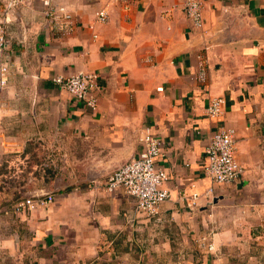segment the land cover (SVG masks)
Wrapping results in <instances>:
<instances>
[{
  "label": "crops",
  "instance_id": "obj_1",
  "mask_svg": "<svg viewBox=\"0 0 264 264\" xmlns=\"http://www.w3.org/2000/svg\"><path fill=\"white\" fill-rule=\"evenodd\" d=\"M49 4L72 24L45 19ZM183 7L26 0L6 13L0 0L9 68L0 171L17 169V180L29 171L20 200L54 197L28 213L0 212V264H264V0H204L199 29ZM101 8L108 20L96 23ZM80 71L98 76L95 110L52 80ZM218 98L221 114L211 117ZM145 129L162 143L156 165L168 177L159 220L121 189H104L109 173L140 153ZM221 129L234 131L243 175L208 198L205 149Z\"/></svg>",
  "mask_w": 264,
  "mask_h": 264
},
{
  "label": "built area",
  "instance_id": "obj_2",
  "mask_svg": "<svg viewBox=\"0 0 264 264\" xmlns=\"http://www.w3.org/2000/svg\"><path fill=\"white\" fill-rule=\"evenodd\" d=\"M6 13L23 4L26 0H3ZM43 1V0H42ZM47 1V0H46ZM123 5L128 0H112ZM204 0H184V13L195 29L202 25V5ZM42 15L52 23L68 26L72 24L70 15L64 7L49 4L42 9ZM95 22L105 23L108 20L107 11L104 8L95 12ZM89 28L93 29L90 25ZM8 47L5 28L0 25V88L7 85L9 68L3 59V54ZM264 48V45H263ZM264 67V55L261 56ZM206 69L201 65L197 73V81L203 83L206 79ZM53 82L68 92L72 98L82 103L90 110L97 108L98 76L94 72L80 71L71 76H55ZM158 91L161 88L157 89ZM223 99H212L207 107V113L211 117L221 114ZM143 148L140 153L111 171L106 178L104 189L107 193L121 189L126 195L134 199L136 209L148 219L159 220L160 206L169 198V191L162 187L167 180L166 172L156 165V159L161 155L162 143L149 129H145L140 137ZM205 175L212 181V187L206 191L209 198L213 194V186L234 185L243 175V168L235 158V139L232 129H221L214 132L205 149L203 163ZM197 195H192V205ZM53 195L27 196L15 202L10 209H0L7 214L12 212L28 213L38 207H43L53 202Z\"/></svg>",
  "mask_w": 264,
  "mask_h": 264
},
{
  "label": "rangeland",
  "instance_id": "obj_3",
  "mask_svg": "<svg viewBox=\"0 0 264 264\" xmlns=\"http://www.w3.org/2000/svg\"><path fill=\"white\" fill-rule=\"evenodd\" d=\"M42 155V154H41ZM17 172H19L16 169ZM13 168L7 169V170H1L0 173L2 175L4 174L3 177L0 178V209H10L12 205L20 200V197L18 194V189L20 186H23L21 182L23 181L24 178H26L27 173H29L28 170H24L25 174H20L22 176L19 177L17 180L16 178L13 177V175L16 173ZM49 176L51 174L47 173ZM22 177V178H21ZM39 180H42V182L46 181L45 177L41 178L38 177V185L41 183Z\"/></svg>",
  "mask_w": 264,
  "mask_h": 264
}]
</instances>
